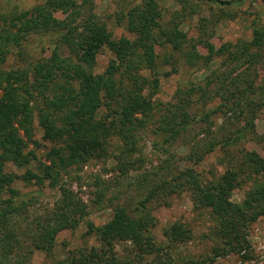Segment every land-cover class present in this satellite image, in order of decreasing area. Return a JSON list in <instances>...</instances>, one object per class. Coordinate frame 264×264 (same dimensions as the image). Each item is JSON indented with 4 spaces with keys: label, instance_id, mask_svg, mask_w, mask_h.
Listing matches in <instances>:
<instances>
[{
    "label": "rangeland",
    "instance_id": "rangeland-1",
    "mask_svg": "<svg viewBox=\"0 0 264 264\" xmlns=\"http://www.w3.org/2000/svg\"><path fill=\"white\" fill-rule=\"evenodd\" d=\"M46 1L0 0V28L4 26V18L7 23L11 15L41 6ZM72 1L76 4L75 8L52 14L54 23L50 28L27 34L19 48L10 46L3 68L27 69L31 87L37 82L34 67L38 63L47 64L54 57L56 64H61L63 60L72 64L76 62L72 48L60 43L65 33L72 32L70 38L76 41L89 33L92 24H99L108 29L115 39L137 38V32L129 31L127 16L124 15L143 4L144 0ZM155 1L160 11V29L156 30L169 31L173 35L176 29L184 37L181 49L177 50L171 44L160 43L166 37L157 38L159 42L154 45L157 55L155 68L139 73L148 81L143 84V94L150 96L155 103L154 117L138 130L135 139L130 141L131 148L124 144L125 140L120 136H111L104 157L93 159L83 166L69 167L62 173L60 183H65L84 201L87 215L76 229L60 232L50 252L34 251L29 264H66L71 254L98 246L93 232L85 234L87 224L90 222L94 227L104 224L111 218L112 209L117 204L133 208L165 174L171 172L176 175L178 170L190 167L199 174L202 182H208L218 179L226 169L241 162L245 150L264 156V0ZM62 24L67 27L62 28ZM157 31H154L155 35H158ZM256 31L259 32V43L255 42ZM223 45L229 50L224 48V52H219ZM21 51L23 56L20 58L18 52ZM122 71L113 52L106 46L101 48L92 72L109 73L128 87L130 78L127 74L122 77ZM238 79L241 83L237 90L246 92L236 102L230 92L236 89ZM209 81L213 82L208 84ZM34 86L31 92L35 107L40 108L44 97H51L53 84L50 83L43 92L35 90ZM228 97L230 99L225 101L224 98ZM168 104L186 105L191 126L182 139L165 146L157 134L156 121ZM104 111L105 108L100 114ZM34 123L33 138L40 146L29 142L25 152L33 151L36 159L20 168L8 164L5 168L7 173L14 176L24 174L26 170L39 173L40 163H48V143L41 139L42 132ZM227 138L235 140L227 142ZM211 141L218 145L201 161L187 160L186 155L192 147L201 149ZM165 161H168V173L158 170ZM260 181V177L244 178L241 185L233 190L231 200L241 202L247 191ZM12 187L24 199L32 197V206L28 208L31 216L52 209L59 197L57 189L46 186L39 189L33 182L19 179ZM35 190L39 191L37 196ZM150 208L157 220L152 228L157 241H164L163 230L174 222L183 223L191 231V239L178 244L175 254L197 260L211 257L213 264H264V216L251 223L245 232L244 236L250 243L249 251L223 254L225 250L221 249L220 242L210 235L214 227L212 214L209 209L197 210L193 207L186 186L182 191L159 192ZM25 219L24 214L19 217L22 226H25Z\"/></svg>",
    "mask_w": 264,
    "mask_h": 264
},
{
    "label": "trees",
    "instance_id": "trees-1",
    "mask_svg": "<svg viewBox=\"0 0 264 264\" xmlns=\"http://www.w3.org/2000/svg\"><path fill=\"white\" fill-rule=\"evenodd\" d=\"M75 5L72 0H47L41 6L11 15L7 23L5 18L2 20L6 24L0 28V264H29L34 251L50 252L60 232L78 227L87 215V205L65 183H60L62 173L69 167L83 166L104 157L111 136H120L131 148L130 141L155 114L154 101L143 94V84L148 81L139 73L155 68L157 55L154 45L159 42L157 38L166 37L160 43L171 44L174 50L181 49L183 43L184 35L176 29L173 35L169 31L156 30L160 29V11L155 0H144L143 4L124 15L127 16L129 31L138 33L135 40L126 37L115 39L99 24H92L89 33L76 41L70 38L72 32L65 33L60 43L72 48L76 62L72 64L63 60L56 64L54 57L53 61L38 63L34 67L37 82L31 87L43 92L50 83L53 84L51 97H44L43 106L36 108L28 84L29 71L20 67L3 68L9 47L19 48L27 34L52 26L54 12L73 9ZM65 27L62 24V28ZM255 33V42L259 43V32ZM105 46L123 68L122 77L127 74L130 78L128 87L109 73L92 72L96 55ZM224 48L229 50L223 45L218 51L224 52ZM22 56V51L18 52V57ZM154 82L157 83L156 79ZM239 83L241 79L235 83L236 89L230 92L236 102L246 92L237 90ZM229 99L224 98L225 101ZM103 108L105 111L100 114ZM163 110L157 118L156 128L162 144L166 146L188 133L191 119L184 104H168ZM34 121L42 132L41 139L48 143V163H40L39 173L31 170L20 176L7 173L5 168L8 164L20 168L36 159L33 151L25 152L29 142L40 146L33 138ZM217 145L211 141L201 149L192 147L186 158L199 162ZM241 159L218 179L208 182H202L199 174L190 167L178 170L176 175L171 172L165 174L133 208L117 204L112 209L111 218L104 224L94 227L89 222L85 234L93 232L99 245L71 254L66 264H213L211 257L197 260L175 254L178 244L191 239V231L183 223L174 222L165 228L162 242L157 241L152 233L157 223L150 208L154 197L165 190L167 193L182 191L183 186L190 191L195 209L206 208L212 214L214 227L210 235L220 242L221 249L225 250L223 254L249 251L250 243L244 236L245 232L251 223L264 216V156L245 150ZM167 169L168 161L158 168L168 173ZM251 177H260L262 181L253 185L241 202L232 201L233 190L241 185L244 178ZM18 179L33 182L39 189L44 186L57 189L59 197L53 208L31 216L28 208L32 206V197L26 200L12 187ZM38 192L35 190L36 196ZM23 214L26 216L25 226L19 222Z\"/></svg>",
    "mask_w": 264,
    "mask_h": 264
}]
</instances>
